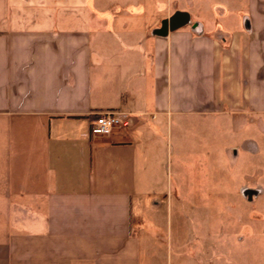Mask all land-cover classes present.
Returning <instances> with one entry per match:
<instances>
[{
	"label": "crops",
	"instance_id": "crops-1",
	"mask_svg": "<svg viewBox=\"0 0 264 264\" xmlns=\"http://www.w3.org/2000/svg\"><path fill=\"white\" fill-rule=\"evenodd\" d=\"M104 110L127 125L91 135ZM260 113L264 0H0V264H213L167 157Z\"/></svg>",
	"mask_w": 264,
	"mask_h": 264
},
{
	"label": "rangeland",
	"instance_id": "rangeland-1",
	"mask_svg": "<svg viewBox=\"0 0 264 264\" xmlns=\"http://www.w3.org/2000/svg\"><path fill=\"white\" fill-rule=\"evenodd\" d=\"M191 124L189 140L185 135L189 163L177 152L176 136L166 167L201 174H191L188 193L190 201L205 204L191 211L192 253L213 264H264V114H225ZM174 195L187 194L176 188Z\"/></svg>",
	"mask_w": 264,
	"mask_h": 264
},
{
	"label": "built area",
	"instance_id": "built-area-1",
	"mask_svg": "<svg viewBox=\"0 0 264 264\" xmlns=\"http://www.w3.org/2000/svg\"><path fill=\"white\" fill-rule=\"evenodd\" d=\"M127 125V114L119 110H104L90 122L89 132L95 136H107L116 127Z\"/></svg>",
	"mask_w": 264,
	"mask_h": 264
},
{
	"label": "water",
	"instance_id": "water-1",
	"mask_svg": "<svg viewBox=\"0 0 264 264\" xmlns=\"http://www.w3.org/2000/svg\"><path fill=\"white\" fill-rule=\"evenodd\" d=\"M186 21H187L186 14L179 12L171 19V25L173 27H176L178 25L185 23Z\"/></svg>",
	"mask_w": 264,
	"mask_h": 264
}]
</instances>
